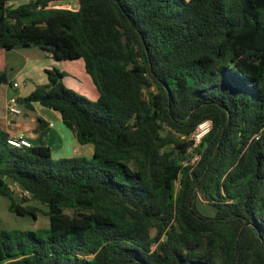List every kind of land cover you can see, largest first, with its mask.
I'll list each match as a JSON object with an SVG mask.
<instances>
[{
    "label": "trees",
    "instance_id": "1",
    "mask_svg": "<svg viewBox=\"0 0 264 264\" xmlns=\"http://www.w3.org/2000/svg\"><path fill=\"white\" fill-rule=\"evenodd\" d=\"M11 1L0 0V86L4 53L34 45L82 59L98 96L51 67L18 98L57 111L90 157L11 147L0 128V196L19 216L42 203L49 219L0 228V264H264V0ZM205 119L189 164L186 137Z\"/></svg>",
    "mask_w": 264,
    "mask_h": 264
},
{
    "label": "crops",
    "instance_id": "2",
    "mask_svg": "<svg viewBox=\"0 0 264 264\" xmlns=\"http://www.w3.org/2000/svg\"><path fill=\"white\" fill-rule=\"evenodd\" d=\"M29 55L30 54L28 53H27V56L24 54V48H18V49L13 48V49L7 50L2 57L4 61V64H3L4 71H5L8 83L5 85L3 102L0 107V128L7 131L11 135L12 134L13 135L23 134L25 137H27L31 141L32 145L48 146L51 151V156L54 159L62 158V157H71V156L90 157L93 154V146L89 147L90 148L89 155L68 154V153H72L73 149L77 146L75 145V143H73L76 140L71 135L70 130L62 123V120L57 111L56 112L58 114V117L61 123H59V126L57 127V131L54 130V131H51V133H49L48 135L49 137H47L46 139V144H37L39 143V141H41L42 139L41 135L43 134V132L49 128V123L48 121L45 120L44 117H37L36 122H33L31 120L26 121V119H22V121H20L18 117L26 109L36 110L38 106H42V105L38 103H33L32 104L33 108L30 109V108L24 107L21 104L22 111L19 115H9L7 113L6 103H7V100L11 96H18V98L24 97L28 95L34 89L36 85L45 84L47 82L45 69L55 67L61 70L60 68L54 66L52 62L48 61V59H42L44 57L53 58V55H51L48 52L47 54H42L43 56L41 58H39V55H35L36 59L34 61H30V58L28 57ZM20 57H21L20 61L15 63V60L19 59ZM10 59L14 60L13 64H10L11 66H9L10 71H13L14 69L17 68L15 75H13L11 78H9L10 76L7 74V67L9 65L8 63ZM69 64L72 65L73 68L76 67L75 70L78 73L77 75L79 76L78 79H80V81H77L78 83L77 85L71 84L72 85L71 87L67 86L66 84L65 85L73 89L74 91L75 90L81 91V93H84L83 95L91 99H96L98 96V90L96 89L91 77L86 73L84 69L83 60L74 59V60L69 61ZM10 74H14V72H11ZM21 75H23L22 82H18L17 78ZM14 82L18 83L17 87H13ZM39 118L44 119L47 122V125L43 127L45 128V130H42L40 132L37 130V127H40L39 120H38ZM18 122H19V125H17ZM29 137H31L32 139H30ZM51 140L53 142H51ZM83 153H85V151ZM8 205H9V200L6 197L0 196V207L6 208L7 212H10L8 210ZM0 219H1V216H0Z\"/></svg>",
    "mask_w": 264,
    "mask_h": 264
},
{
    "label": "rangeland",
    "instance_id": "3",
    "mask_svg": "<svg viewBox=\"0 0 264 264\" xmlns=\"http://www.w3.org/2000/svg\"><path fill=\"white\" fill-rule=\"evenodd\" d=\"M24 1L25 0H14V1L10 2V5L16 6V5H18ZM58 3L68 5L70 7L76 6V2L74 0H68V1L58 2ZM15 48H17V49L18 48H24V54L26 56H27V53L30 54L28 56L30 58V61H34L36 59L35 55H39V58H41L43 56L42 54H47V51L45 49H42L41 47L34 46V45L18 46ZM28 57H27V59H28ZM20 59H21V57L19 59L15 60V63L20 61ZM42 59H48V61L52 62V64L54 66L60 68L64 72L65 77H63V82H65L64 84H66L67 86L71 87L72 86L71 84L77 85L78 84L77 81H80V79H78V77H79L77 75L78 73L75 70L76 67L73 68L72 65L69 64V61H71V60L57 59L55 57H53V58L44 57ZM24 61H25V59H24ZM13 62H14V60L10 59L9 63H8L9 65L7 67V74L10 76L9 78H11L16 73L17 68L14 69L13 71H10V69H9V66H11L10 64H13ZM11 72H14V74H10ZM22 78H23V75L19 76L17 78V81L22 82ZM7 83L2 84V86L0 88V107H1L2 102H3L5 85ZM75 91L78 92L79 94H84V93H81V91H79V90H75ZM18 117H19L20 121H22V119H26V121L31 120L33 122H36L37 117H44L45 120L48 121L49 128L43 132V134L41 135L42 139L37 144H46V139H47V137H49L48 136L49 133H51V131H54V130L57 131V127L59 126V123H61L59 120L57 112L48 108V107H44V106H38V108L36 110L26 109ZM17 125H19V122L17 123ZM37 130L40 132L42 130H45V128L37 127ZM29 138L32 139L31 137H29ZM51 142H53V141L51 140ZM73 143H75V145H77V146L73 149L72 153H68V154H72V155H83V154L89 155L90 154V148L89 147H92V144H90V143L81 144V143L76 142V141H74ZM84 151H85V153H83ZM195 202H196L198 210L201 213H203L205 215H213V213H214L213 207L208 206L204 201H201V199L199 197H197ZM26 203L33 204L39 208V210L36 212L35 218H32L30 215L19 216V215L12 213V212H7L6 208L0 207V216H1L0 228H4L6 230H10L13 228L21 229V230H36L38 228L48 227L49 219H48L47 215L44 214V211L47 210V206L42 204V203L35 202V201H27Z\"/></svg>",
    "mask_w": 264,
    "mask_h": 264
},
{
    "label": "built area",
    "instance_id": "4",
    "mask_svg": "<svg viewBox=\"0 0 264 264\" xmlns=\"http://www.w3.org/2000/svg\"><path fill=\"white\" fill-rule=\"evenodd\" d=\"M18 83L14 82L13 87H17ZM6 111L9 115H19L22 111L21 104L18 100V96H11L6 103ZM210 120L205 119L199 122L195 128L191 131V133L186 137V140L189 142L190 156L187 160V163L193 164L198 158L199 154L194 151V149L199 145L202 137L209 131L210 129ZM7 144L11 147L22 148V147H30L32 145L31 141L25 137L23 134L10 135L7 139ZM10 188L13 190L14 195L18 198L27 197L30 195L29 191L23 187H21L17 182H10Z\"/></svg>",
    "mask_w": 264,
    "mask_h": 264
},
{
    "label": "water",
    "instance_id": "5",
    "mask_svg": "<svg viewBox=\"0 0 264 264\" xmlns=\"http://www.w3.org/2000/svg\"><path fill=\"white\" fill-rule=\"evenodd\" d=\"M48 53H50L51 55H53V52L52 51H49V50H46Z\"/></svg>",
    "mask_w": 264,
    "mask_h": 264
}]
</instances>
